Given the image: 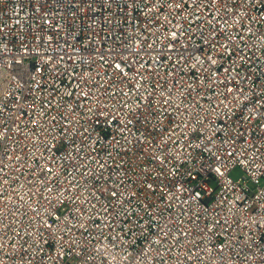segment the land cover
<instances>
[{"label": "built area", "instance_id": "2783aa9c", "mask_svg": "<svg viewBox=\"0 0 264 264\" xmlns=\"http://www.w3.org/2000/svg\"><path fill=\"white\" fill-rule=\"evenodd\" d=\"M0 264H264V0H0Z\"/></svg>", "mask_w": 264, "mask_h": 264}, {"label": "rangeland", "instance_id": "374dc122", "mask_svg": "<svg viewBox=\"0 0 264 264\" xmlns=\"http://www.w3.org/2000/svg\"><path fill=\"white\" fill-rule=\"evenodd\" d=\"M231 175L234 177V178H237L239 176L242 175V171L239 169V168H236L234 169L232 172H231Z\"/></svg>", "mask_w": 264, "mask_h": 264}]
</instances>
